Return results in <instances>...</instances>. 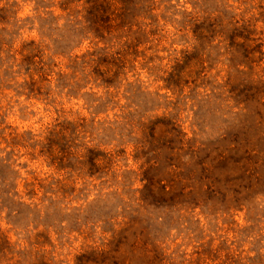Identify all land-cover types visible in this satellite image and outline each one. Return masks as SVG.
<instances>
[{"label": "rangeland", "instance_id": "1", "mask_svg": "<svg viewBox=\"0 0 264 264\" xmlns=\"http://www.w3.org/2000/svg\"><path fill=\"white\" fill-rule=\"evenodd\" d=\"M123 1L114 0L111 9L116 47H127L131 54L144 45L147 58L141 60L138 55L135 61H125L119 69L125 74L105 88L96 85L99 80L73 75L66 68L68 55L93 49V43L84 39L79 48L70 50L75 44L72 39L79 37L69 30L91 27L83 17L81 0H0V7L7 9L0 14V264H37L39 260L47 264L49 259L53 264H74L75 256L84 251L106 249L107 240L127 223L131 228L124 232L128 241L124 247L129 248V255L136 252L131 258L134 264L142 260L140 254L149 251L160 253L166 264H228L227 253L243 250L246 254L261 245L255 229L246 228L248 215L224 193L187 194L165 203L152 197L140 181L133 159L137 134L130 128L134 126L135 131L145 118L163 116L164 130L175 124L178 132L191 139L190 145L204 143L214 149L210 150L213 156L222 145L217 138L231 140L236 135L232 131L241 126L264 124V53L258 47L254 69L258 80L247 77L243 82L248 89L241 93L213 92L208 83L198 88L191 78L171 77L176 59L192 43L183 22H191L196 13L222 9V1L151 0L153 10L144 17L153 27L146 28L143 41L135 33L139 23L133 20L142 22L144 17H135V5ZM238 1L234 6H239ZM244 1L262 19L257 24L262 29L264 0ZM260 36L264 51V30ZM125 39L129 47L123 44ZM30 42L37 47L33 62L45 60L43 64L52 73L44 75L22 62L24 46ZM29 81L31 85L25 87L23 83ZM167 82L174 83L168 87ZM244 103L245 109L238 110ZM62 121L68 133L76 128L74 145L80 140L113 154L109 170L102 167L89 173L77 166L57 170L48 165L38 142ZM109 121L120 124L109 129L104 124ZM179 140L177 136L172 142ZM171 145L164 144L159 156H176ZM82 150L78 147L70 152L75 158ZM179 179H183L180 185ZM169 180L177 189L194 187L192 180L200 182L201 178L181 172ZM54 198L62 202L60 212L53 205ZM36 235L44 241L41 247L32 241Z\"/></svg>", "mask_w": 264, "mask_h": 264}, {"label": "trees", "instance_id": "2", "mask_svg": "<svg viewBox=\"0 0 264 264\" xmlns=\"http://www.w3.org/2000/svg\"><path fill=\"white\" fill-rule=\"evenodd\" d=\"M113 1L81 0L80 4L85 12L83 17H87L85 21L90 23L91 27L80 26L74 27L78 30H69L73 33V37L74 35L79 37V40L72 39L75 44L70 47V50L79 48L84 39H89L93 43V49L85 50L80 55H68L66 68L72 71L73 75L81 74L93 77L94 81L99 80L100 83H96V85L105 88L113 86V83L118 81L119 75L125 74L124 69L119 70L120 67L123 68L125 61H135L138 55L141 60L147 58L144 45L138 46L137 50L132 51L131 54L127 51V47L124 49L116 47L114 30L113 27H110ZM221 1L222 9L217 8L216 12L205 15L196 13L191 22H183L184 27L188 26L189 28L192 43L188 46L189 49L183 50L180 58L176 59L171 69V77L176 79L191 78L198 88H205L208 83L213 92L220 90L238 94L241 93L240 90L247 88L243 82L247 81V77L250 81L252 78L258 80L254 73L255 52L259 47V53H264L263 38L260 36L264 30V24L261 26L262 29L258 28L257 24L262 19L254 16L256 13L251 12V7H246L244 0H241L239 6H234L235 1L239 2L238 0ZM146 2L148 3L146 4ZM216 2L218 4V0ZM143 3L148 6V9L144 8ZM123 4L135 5L138 12L135 17L139 15L144 17V13L147 11L150 13L153 10L151 0H124ZM5 5L8 6L7 3ZM241 5L244 7L241 8ZM6 10L4 6L0 7V14ZM147 19L145 16L142 22L139 19L133 20L134 23H139L135 33L141 41L147 36L146 28L149 27L151 30L153 27V24ZM127 43L129 41L125 39L123 44L128 46ZM24 47L26 56L22 62L26 61L28 67H33L44 75H48L46 73L49 71L52 73V70H48V67L43 64L45 60L33 62L37 47H33L32 42ZM140 47H142L141 50H139ZM113 48L114 50H112ZM58 54L56 53V55ZM52 57L49 55V58ZM54 66L55 64H52V67ZM57 73L60 72L57 71ZM244 77L246 80H243ZM172 83L174 82H167L168 87H172ZM23 84L28 87V84L31 85V81ZM83 87H86V84ZM37 90L39 91V88ZM29 91L34 90L30 88ZM256 104L262 105L260 102H256ZM245 105L244 103L238 110L243 111ZM94 117L95 115L92 120ZM161 119L163 116L147 117L136 127L135 131L133 130L134 126L130 128L132 133L137 134L133 159L138 163L139 174H141L140 181L144 182V188L149 191L152 197H158L164 203L173 201L176 196L182 197L187 194L201 196L210 191L224 193V197L230 199L232 203H237L239 210L244 211L246 216L248 215L245 218L246 228H254L255 237L261 242L256 251H248L246 254H243V250L236 254L227 253L225 260L228 264H248L247 261H251L253 264H264V124L257 121L256 124L241 126V130L232 131L236 135L231 140L230 138L227 140L226 138H217L220 139L222 145L211 156L210 150L214 151V149L204 143L190 145L191 139L185 137L186 134L181 130L178 132V126L175 128V124H171V129L164 130ZM64 122H58L49 128L48 134L38 142L43 156L48 160V165H55L57 170L77 166L79 171L86 170L89 173L102 170V167L109 170L114 159L113 154L96 150L97 146L88 147L80 140L77 146L74 145L77 141L74 136L76 128L68 133L64 128ZM104 124L109 129L110 127L114 129L120 123L109 121ZM166 133L169 135L168 138H166ZM177 136H180V140L173 143L172 139H176ZM171 143L170 150L173 149L178 157L159 156L160 149L164 147V144ZM78 147L83 148L82 153L74 158L70 151ZM147 153H149L148 156H146ZM163 158L164 162L159 163V159ZM160 167L162 170L159 169ZM104 172L106 173V170ZM181 172L190 176L198 175L201 181L192 180L194 187L181 186V188L175 189L171 186L169 179ZM223 176L225 178L221 179ZM182 180L179 179L177 184L180 185ZM59 189L64 191V186H60ZM158 195H162V197ZM52 202L60 212L62 202L57 198L52 199ZM172 204H176V202ZM130 228L128 223L121 226L107 240L106 249L84 251L75 256L74 264H134L131 258L135 257L136 252L131 251L129 255L127 252L129 248L124 247L128 244L124 232ZM32 241L35 242L36 247H41L44 243L37 235L36 240ZM252 252L255 253L254 256L249 255ZM140 256L142 260L138 264H166L163 256L155 251H149L140 254ZM40 263L45 264L44 260H39L37 264ZM53 263L52 259L47 261V264Z\"/></svg>", "mask_w": 264, "mask_h": 264}]
</instances>
